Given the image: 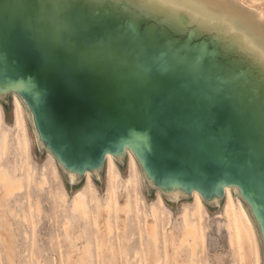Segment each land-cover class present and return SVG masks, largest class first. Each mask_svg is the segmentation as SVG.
I'll list each match as a JSON object with an SVG mask.
<instances>
[{
    "label": "bare ground",
    "instance_id": "1",
    "mask_svg": "<svg viewBox=\"0 0 264 264\" xmlns=\"http://www.w3.org/2000/svg\"><path fill=\"white\" fill-rule=\"evenodd\" d=\"M46 2L50 6L48 46L67 55L57 42L55 6L62 0ZM127 2L86 0L90 14L102 23L92 25L88 15L78 14L71 20L76 31L61 37L83 47L80 29L86 28L87 41L102 60L99 67L70 71L60 58L46 60L24 36L0 45V93L17 98V125L22 124L23 106L35 138L39 143L47 140L50 158L63 164L73 181L84 175L88 189L95 191L91 178L106 168L109 201L104 206L98 198L95 202L109 234L108 212L119 201L120 212L128 213L133 209L130 199L137 208L136 178L143 176L175 200L192 193L198 209L207 208V198L217 201L225 195L232 246H239L240 231L254 241L238 193L240 186L245 187L264 245V70L258 56L264 11L254 9L264 7V0H232L230 7L212 6L207 0H176L184 6L145 5L148 15L142 23L126 25L123 18H105L109 4L123 7ZM8 3L4 0L5 6ZM234 104L243 109L239 115L233 111ZM125 161L131 173L122 180L119 164ZM57 168L56 163L52 171ZM2 169L0 163L4 196L20 192L14 170ZM42 178L47 179L46 172ZM86 203L76 196L73 212L87 217ZM157 210L152 207L155 222L147 226L154 245ZM4 221L0 214V238L13 262L12 247L2 233ZM183 221L191 239L187 245L194 252L197 227L187 213ZM245 250L246 264H251L248 244ZM152 260L158 264L155 253Z\"/></svg>",
    "mask_w": 264,
    "mask_h": 264
},
{
    "label": "rangeland",
    "instance_id": "2",
    "mask_svg": "<svg viewBox=\"0 0 264 264\" xmlns=\"http://www.w3.org/2000/svg\"><path fill=\"white\" fill-rule=\"evenodd\" d=\"M254 9L257 13L264 11L263 6ZM16 107L17 98L13 94L0 93V163L5 173L14 170L22 185L20 192L9 197H5L0 188V214L7 223L2 233L13 254L11 262L0 238V264H154L153 253L158 264H246L247 244L251 264H264L260 223L240 191L239 195L247 202L243 200L241 205L254 241L240 231L239 246L230 243L233 232L228 228L229 219L224 213L225 195L217 201L207 198V208L202 205L198 209L192 193L187 192L180 200H175L167 191L154 188L151 180L143 176L136 178L137 208L130 199L133 209L128 213L120 212L119 201L108 212L109 234L105 220L98 216L95 202L98 198L104 206L109 201L106 168L100 171V176L91 178L95 191L87 188L84 175L73 181L65 166L48 155L47 140L39 143L35 138L31 118L23 106L22 124L17 125ZM56 163L58 168L54 173L52 168ZM119 168L122 180L129 177L127 161L119 164ZM45 172L47 179L42 178ZM158 191L164 197L162 205ZM76 196L87 202V217L73 212ZM120 202L125 204V200ZM153 206L158 208L155 245L150 243L147 229L148 223L155 222ZM184 213L197 227L194 252L187 245L191 239L185 234ZM234 213L239 224L236 206Z\"/></svg>",
    "mask_w": 264,
    "mask_h": 264
},
{
    "label": "snow or ice",
    "instance_id": "3",
    "mask_svg": "<svg viewBox=\"0 0 264 264\" xmlns=\"http://www.w3.org/2000/svg\"><path fill=\"white\" fill-rule=\"evenodd\" d=\"M196 0H184V3H195ZM212 6L230 7L232 0H207ZM145 5H154L161 8L175 9L184 6L176 0H128L123 7L119 3L109 4L105 10L106 19L123 18L126 25L142 23L148 15ZM50 6L46 0H16L5 6L4 0H0V45L13 43L17 36H24L31 43L41 49L45 59H62L69 70L82 67H99L102 64L101 58L94 53L93 46L87 41V29L81 28L80 32L85 36L84 46L73 43L71 39L63 40L62 35L67 33L69 37L76 31L71 23L73 17L83 13L88 15L92 25H100L99 18L91 15V5L86 0H62V3L55 6V13L59 29L57 32V42L62 44L68 54L63 55L53 51L48 46V30L46 22L48 20ZM260 38V48L258 56L262 70H264V24L258 28ZM233 111L240 114L243 109L240 104H234ZM264 113V108H262ZM264 195V193H262ZM261 221H264V208L261 210Z\"/></svg>",
    "mask_w": 264,
    "mask_h": 264
},
{
    "label": "water",
    "instance_id": "4",
    "mask_svg": "<svg viewBox=\"0 0 264 264\" xmlns=\"http://www.w3.org/2000/svg\"><path fill=\"white\" fill-rule=\"evenodd\" d=\"M3 93V92H2ZM1 93V94H2ZM4 93H6V92H4ZM239 191L245 196V198L249 201V197H248V195H247V190H245V187H239ZM207 198V197H206Z\"/></svg>",
    "mask_w": 264,
    "mask_h": 264
},
{
    "label": "crops",
    "instance_id": "5",
    "mask_svg": "<svg viewBox=\"0 0 264 264\" xmlns=\"http://www.w3.org/2000/svg\"><path fill=\"white\" fill-rule=\"evenodd\" d=\"M70 184H72V182H70Z\"/></svg>",
    "mask_w": 264,
    "mask_h": 264
}]
</instances>
